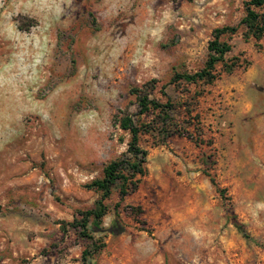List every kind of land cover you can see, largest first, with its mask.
Instances as JSON below:
<instances>
[{
  "label": "rangeland",
  "instance_id": "rangeland-1",
  "mask_svg": "<svg viewBox=\"0 0 264 264\" xmlns=\"http://www.w3.org/2000/svg\"><path fill=\"white\" fill-rule=\"evenodd\" d=\"M246 1L0 0V264H84L90 241L69 222L99 197L85 185L128 156L126 114L150 127L146 174L112 190L92 259L264 264V35H223L232 71L172 82L203 67ZM137 94L170 99L168 117L139 114Z\"/></svg>",
  "mask_w": 264,
  "mask_h": 264
},
{
  "label": "trees",
  "instance_id": "trees-1",
  "mask_svg": "<svg viewBox=\"0 0 264 264\" xmlns=\"http://www.w3.org/2000/svg\"><path fill=\"white\" fill-rule=\"evenodd\" d=\"M264 0H248L244 5V16L240 23L236 26H223L213 30L212 38L207 45V58L204 65L198 71L193 73L183 72L175 73L172 77V82L185 81L187 83L207 82L211 83L217 78L216 66L221 64L227 72L232 71L234 64H229L226 60V55L231 51V44L222 40L225 34L235 33L239 27H243L244 36L253 37L260 40L264 35ZM138 105L140 107L139 114L148 112L150 109L156 110L163 118L168 117L169 109L172 107L170 99L165 103H161L156 99L149 98L148 94H137ZM119 126L130 134V139L127 142L128 156L119 157L111 160L103 168L101 178H95L85 185L87 189H93L99 193V197L94 201L91 208L78 211V217L69 222V225L79 230L82 238L90 241V249H84L82 259L84 264H97L92 258L96 254L99 247L93 240L91 232L104 231L102 226L103 217L107 212L106 201L110 198L112 190L118 188V193L121 198L135 191L138 187L140 179L137 176L143 177L146 174L145 163L147 160V150L139 146V137L142 133L149 132L150 127L141 122H135L130 115H123L118 119ZM210 181L215 186L221 197H225L226 190L220 188L213 178ZM227 220L230 221L241 235L248 241H252L253 237L245 229L244 225L238 221L236 215L227 212ZM112 228V227H111ZM111 228L106 229L107 231Z\"/></svg>",
  "mask_w": 264,
  "mask_h": 264
}]
</instances>
